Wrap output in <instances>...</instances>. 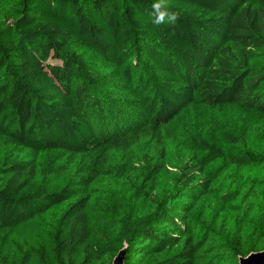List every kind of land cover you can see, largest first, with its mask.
Segmentation results:
<instances>
[{"label":"trees","instance_id":"trees-1","mask_svg":"<svg viewBox=\"0 0 264 264\" xmlns=\"http://www.w3.org/2000/svg\"><path fill=\"white\" fill-rule=\"evenodd\" d=\"M121 249L264 250V0H0V264Z\"/></svg>","mask_w":264,"mask_h":264},{"label":"water","instance_id":"water-1","mask_svg":"<svg viewBox=\"0 0 264 264\" xmlns=\"http://www.w3.org/2000/svg\"><path fill=\"white\" fill-rule=\"evenodd\" d=\"M111 264H124V249L116 254ZM239 264H264V250L251 252L245 257H240Z\"/></svg>","mask_w":264,"mask_h":264},{"label":"clouds","instance_id":"clouds-1","mask_svg":"<svg viewBox=\"0 0 264 264\" xmlns=\"http://www.w3.org/2000/svg\"><path fill=\"white\" fill-rule=\"evenodd\" d=\"M161 8H162L161 3H154L153 4V9L155 12V19H154L153 23L159 24V23L164 22L166 16L170 22L174 23L175 20L177 19V15L175 13L167 12L166 6H165V10H161Z\"/></svg>","mask_w":264,"mask_h":264}]
</instances>
